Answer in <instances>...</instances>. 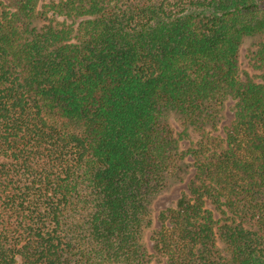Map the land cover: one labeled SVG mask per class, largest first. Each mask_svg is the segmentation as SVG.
I'll return each mask as SVG.
<instances>
[{"label": "trees", "instance_id": "obj_1", "mask_svg": "<svg viewBox=\"0 0 264 264\" xmlns=\"http://www.w3.org/2000/svg\"><path fill=\"white\" fill-rule=\"evenodd\" d=\"M40 3L0 0V264H264V0ZM249 36L263 82L240 75ZM172 119L196 176L150 253Z\"/></svg>", "mask_w": 264, "mask_h": 264}, {"label": "rangeland", "instance_id": "obj_2", "mask_svg": "<svg viewBox=\"0 0 264 264\" xmlns=\"http://www.w3.org/2000/svg\"><path fill=\"white\" fill-rule=\"evenodd\" d=\"M58 1L59 0H41L40 8L44 11H48L50 15L53 11L50 10L47 5ZM262 39L263 38L260 36H249L246 37L241 45L238 64L241 78L245 81L251 79L255 82H263V70L259 68L255 59L256 50H258ZM234 104V100L226 101L224 109L221 112L219 123L215 127L208 126V130L212 134L220 135L222 137L226 136L227 129L231 126L234 120ZM170 123L173 127L174 135L176 138H179L177 142V149L184 154V157L180 161L178 170L169 177L166 186L157 195L152 204L154 220L152 225L146 229L144 235V242L150 253L154 252V234L162 225V220L160 218L161 213L169 206H176L182 197H190V188L196 176L194 159L188 153V150L198 141L200 138L199 134L193 131V129H188L189 133L187 136L185 133L184 136H181L180 133L184 130V126H181L175 119H172ZM209 206L215 210L214 213L216 217L220 215L219 210L215 209L214 205L210 204ZM152 264H165V262H163V259H159L158 256H154L152 258Z\"/></svg>", "mask_w": 264, "mask_h": 264}]
</instances>
